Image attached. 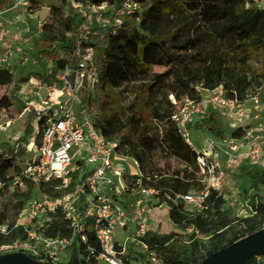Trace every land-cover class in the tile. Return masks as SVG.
<instances>
[{
  "label": "built area",
  "instance_id": "built-area-1",
  "mask_svg": "<svg viewBox=\"0 0 264 264\" xmlns=\"http://www.w3.org/2000/svg\"><path fill=\"white\" fill-rule=\"evenodd\" d=\"M10 1L9 10L29 5V0ZM252 2L264 9V0ZM80 6L78 37L72 49L75 65L55 69L47 58L51 77L27 83L22 89L32 97L24 101L18 116L31 113L35 129L41 121V138L38 145L34 137L26 143L35 146L28 156H20L19 145H14L12 150L17 154L12 165L19 162L20 169L15 175H8V180L0 181V193L22 191L30 180L36 186L15 218L0 224L2 237L11 227L23 233L0 242V254L21 251L43 263L67 264L74 249L77 252L74 264H132L128 252L152 251L146 238L153 232L154 205L167 207V200L181 201L188 209L205 212L209 209L210 193L222 195L228 171L264 160V77L242 98L227 96L222 86H218L204 90L207 93L199 99H186L178 106L170 121L195 153L196 180L201 187L187 192L165 188L158 181L167 174L152 178L142 172L136 158L121 154L117 138H108L103 133L97 110L88 109L83 97L94 93L98 53L122 28L125 17L141 12L142 2L119 0L114 4ZM102 13H109L110 17L104 19ZM10 34L0 36V68H7L12 58L28 59L14 52L15 47L29 42L30 36L20 31ZM40 89L45 92L40 94ZM216 111L233 122L238 133L216 138L198 130L209 135L199 149L190 139V124ZM11 122L6 120L0 128L6 129ZM51 181L57 182L52 193L39 189L40 184ZM248 209L246 216H252L254 208L249 205ZM238 213L242 215L243 209ZM58 216L66 221L67 236L48 234ZM115 227L120 230L115 231ZM185 231L192 232L193 226ZM90 237L95 245L90 243ZM261 256L254 254L244 264H260Z\"/></svg>",
  "mask_w": 264,
  "mask_h": 264
},
{
  "label": "trees",
  "instance_id": "trees-1",
  "mask_svg": "<svg viewBox=\"0 0 264 264\" xmlns=\"http://www.w3.org/2000/svg\"><path fill=\"white\" fill-rule=\"evenodd\" d=\"M118 1L29 0L28 7L31 10H39L43 5H47L49 8L47 21L41 24V31L35 40L38 53L46 54L53 62L55 69L63 68L65 65H75L76 60L72 56V49L78 37L77 23L80 17L79 12L65 13V8L70 2L84 5L103 2L114 4ZM138 1L146 3L149 0ZM175 1L183 3L188 11L200 15L205 21L218 22L233 19L248 27L253 31V42L264 58V9L253 5L252 0ZM10 4V0H0V10L5 9ZM154 23L153 15L149 11L143 12L139 21V28L148 34L144 44H139L135 39L128 37L125 32L127 24L123 23L122 28L109 38L107 45L97 55L99 68L94 93L83 95L86 107L97 110L103 133L108 138H117L120 153L136 158L140 162L142 172L152 178L155 175L163 174V172L157 173V170L153 171L147 161L154 150H158L164 157L174 158L185 164L195 166V153L177 133L170 121L171 114L178 110V106L176 108L173 102L159 92V88L169 77L173 78L177 86L174 91L175 98L177 100L184 98L179 105L186 99H199L204 90H212L218 86H222L227 96L235 95L242 98L245 93L253 90L261 80L253 85V81L246 74L233 75L225 68L223 61L218 56H211L207 60L201 61L200 69H193L186 56L175 54V49L182 46L172 43L173 34L169 33L166 36L149 35ZM162 63L168 66L166 70L157 73L151 72L152 65ZM34 74L36 72L32 71L22 76H15L10 70L0 68V85H12L9 95L0 96V115L3 110H8L13 105L20 85L28 82ZM146 79L150 83L143 86L145 96L141 107H139L141 101L136 100L127 107L125 117L117 114L106 117L102 114V110L109 105L107 102L108 95L113 89L123 83ZM40 123L41 121L37 123L35 129L32 114L28 115L23 132L15 141L19 145V152L31 136L34 137L35 144H39L41 138ZM190 127L205 131L216 138L238 133L237 130H232L226 134L214 112H209L206 117L199 121L196 120ZM9 149L7 142H0V181L3 182L9 179L8 175L10 174L7 171L12 165V159L17 154L14 150L10 149L9 151ZM248 166L251 165L238 167L241 175L246 176L252 185L256 183L254 178L261 177L264 184V171L260 176H258L257 171H252L251 174ZM158 182L162 183L165 188L187 192L192 190L194 184L199 181L191 177L186 169H182L173 170L172 173L162 176ZM56 183V181H51L40 184L39 189L42 192L52 193L53 185ZM35 186L34 181H27L24 190H18L12 194L15 198L12 206L16 211L24 206ZM208 202L209 209L200 212L195 209H188L181 201L176 203L170 200L166 201L168 217L175 229L162 235L152 232L146 238L150 250H154L160 256L161 264H198L205 255L264 226V192L260 198L252 194L250 205L254 208L255 213L252 216L243 217V232L233 234L227 240L221 237L222 231L229 225V220L221 211V205L224 202L223 195L217 196L215 191H212ZM209 215L216 217L211 219ZM8 219L10 220L6 210L0 209V224L5 223ZM188 226H193L192 232L185 231ZM197 231L205 233L207 245H204L201 240H196L194 233ZM48 234L67 236L69 230L66 221L58 216L50 225ZM20 236H23L22 231L11 227L6 236H0V242ZM89 240L92 245H95L93 237H90ZM82 252L84 251L82 250L80 253ZM76 253L74 249H71L70 260L67 264L76 262ZM260 264H264V256H261Z\"/></svg>",
  "mask_w": 264,
  "mask_h": 264
},
{
  "label": "rangeland",
  "instance_id": "rangeland-1",
  "mask_svg": "<svg viewBox=\"0 0 264 264\" xmlns=\"http://www.w3.org/2000/svg\"><path fill=\"white\" fill-rule=\"evenodd\" d=\"M10 5L0 10V36H6L12 31H20L26 36H30V40L25 44H20L15 47L14 52L16 56L25 55L28 59L26 61H20L17 58H12L6 69L13 72L15 76H22L32 71L36 72L28 82L20 85L17 96L13 100V105L8 110H3L0 115V125H3L8 119L12 120L6 129L2 130L0 128V142H7L9 148L12 150L16 144V139L23 132L28 115L31 114H24L22 117L18 116L24 101L32 97L29 91L23 93L22 89L25 88V84L27 83L33 84L38 82V80L41 82L51 77L48 74L51 66L48 64L47 55L39 54L35 46V40L39 35V25L47 21L49 14L47 5H43L36 11L31 10L29 7H19L16 10H9ZM142 6L143 9L140 13L131 14L123 19L127 24L125 26L126 35L135 39L139 44H144L147 41L146 37L148 34L140 30L139 21L143 12L149 11L155 18V23L149 35L166 36L169 33L173 34L172 43L177 46L181 44L182 46L175 49V54L186 56L189 65L193 69H200L201 61L207 60L211 56H218L230 73L233 75L246 74L253 81V85L264 76V58L253 42L254 33L251 29L241 25L236 20L227 19L218 22L205 21L200 15L188 11L183 3L175 0H149L146 3H142ZM80 7L79 4L70 2L65 8V13L74 14L75 12H79L80 14ZM101 17L107 19L110 17V14L102 13ZM167 68L168 66L163 63L154 64L151 66V72H162ZM149 83L150 81L147 79L137 80L131 83H123L116 89H113L110 95H108L109 99L107 102L109 105L102 110V114L106 117L115 114L125 117L127 107L136 100L141 101V103L139 102V107H141L140 105L145 96L143 86ZM11 87V84L5 86L0 85V96L9 95ZM176 89L177 86L173 78L169 77L159 88V92L173 102L177 108L184 98L182 97L180 100L175 98L174 91ZM44 92V89L39 90L40 94ZM206 93L203 92V94ZM214 114L219 119L226 134L234 130L235 124L228 120L223 113L216 111ZM193 123L195 121L190 125ZM207 136L199 133L193 127L190 128V139L193 143L197 144L199 149H202V141ZM32 137H29L27 142ZM26 143L22 146L20 156H28L34 152L35 146H29ZM147 161L150 163L151 169L153 171L157 170V173L163 172L170 174L173 170L186 169L191 177L194 179L198 177L194 165L185 164L174 158L164 157L158 150H154L150 155V159ZM147 161L146 163H148ZM18 163L11 165L7 173L10 175L17 174L20 169ZM248 168L251 174L252 171H257L258 176H260L264 171V160L256 165L248 166ZM253 180L256 182L255 185H252L246 176L241 175L239 168L228 171L227 173L226 183L221 190L224 198L221 211L225 213L229 220V225L221 233V237L224 240H227L233 234L243 232L244 224L242 219L249 212L248 206L251 204L252 194L260 198L264 192V184L261 181V177L254 178ZM200 187L199 182H196L192 189L197 190ZM14 201L15 198L12 194L0 193V209L4 208L6 210L10 220H13L18 213L12 206ZM240 209H243L242 215L245 214L244 216L238 213ZM209 217L212 219L216 216L209 215ZM172 229L174 230L175 227L168 217V207L164 204L159 206L154 205L152 211L153 232L162 235ZM118 230L120 228L115 227V231ZM194 237L196 240H201L204 245H207V237L204 232L197 231L194 233ZM128 253H130L129 258H132V264H161V258L154 250L149 254L143 252H137V255L134 252Z\"/></svg>",
  "mask_w": 264,
  "mask_h": 264
},
{
  "label": "water",
  "instance_id": "water-1",
  "mask_svg": "<svg viewBox=\"0 0 264 264\" xmlns=\"http://www.w3.org/2000/svg\"><path fill=\"white\" fill-rule=\"evenodd\" d=\"M254 254L264 256V226L205 255L198 264H244ZM0 264H45L21 251L0 254Z\"/></svg>",
  "mask_w": 264,
  "mask_h": 264
}]
</instances>
